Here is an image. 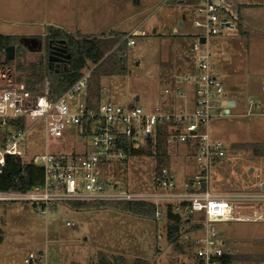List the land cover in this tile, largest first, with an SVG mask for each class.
Returning a JSON list of instances; mask_svg holds the SVG:
<instances>
[{"label":"rangeland","instance_id":"obj_1","mask_svg":"<svg viewBox=\"0 0 264 264\" xmlns=\"http://www.w3.org/2000/svg\"><path fill=\"white\" fill-rule=\"evenodd\" d=\"M182 1L0 0V35L24 37L34 48L49 28L79 37L119 38L116 46L107 51L106 58L122 57L126 74L102 76L98 85L101 99L109 98L124 108H178L184 102L175 99V92L179 88L184 91L187 75L196 72L193 48L201 33L193 26L195 6ZM133 31H145L146 35L135 37L134 46L119 48L123 35ZM209 47L214 74L223 81L226 90L221 101L227 99L228 90L235 84L249 94L236 99L237 104L231 109L234 116L216 118L209 124L211 138L223 142L228 152H232L233 145H264V117H245L250 99L264 101V77L259 71L254 73L246 57L247 41L239 24L235 30H223L218 37H211ZM20 51L14 65L20 63L25 68L44 57L27 47ZM167 90L169 94L165 93ZM79 100L70 104L71 112L77 110ZM48 144L49 151L57 154L83 149L74 135L52 138ZM45 145L41 124L27 138L23 149L26 154H40L46 152ZM151 151L155 153L154 149ZM145 152L126 155L124 161L103 166V178L119 182L130 192L154 190L158 161L155 155ZM168 152L167 166L172 168L180 185L185 178L188 151L183 145H171ZM228 160L224 173L214 169L213 176L221 182V186L214 188L255 191L264 185V156L244 150L235 151ZM240 215L263 218L220 223L217 227L224 234L226 247L234 253V264H262L264 203H251L243 207ZM0 228L3 231L0 264H20L30 253H43L47 264H92L99 262L100 255L110 261L123 258L126 264L138 260L169 264L175 256L167 241L166 219H147L112 208L78 209L58 204L43 215L40 206L30 203H0Z\"/></svg>","mask_w":264,"mask_h":264},{"label":"built area","instance_id":"obj_2","mask_svg":"<svg viewBox=\"0 0 264 264\" xmlns=\"http://www.w3.org/2000/svg\"><path fill=\"white\" fill-rule=\"evenodd\" d=\"M197 1L193 26L201 33L193 48L196 72L187 75L184 91L179 88L175 92V99L184 102L183 107L124 108L109 98L101 99L97 108L90 107L87 91L96 68L92 63L62 92L54 89L47 78L36 83L15 66L0 64V176L5 174L8 157L33 163L44 174L42 185L24 191L0 190V203L43 205V215L52 206L74 202L148 203L156 207L158 221L166 219L168 209L172 208L188 220L180 239L188 253L175 255L169 264H223L225 257L234 254L226 247L224 234L217 225L262 219L240 212L251 203H264V185L255 191L213 189L215 163L229 158L232 152L223 142L211 138L209 124L216 118L234 116L231 109L236 105L229 106L227 99L221 101L226 90L214 74L209 39L218 37L223 30H235L240 22L241 0ZM140 35L145 36L146 32L133 31L124 40L129 47L134 46V38ZM202 38L206 39L205 44L201 43ZM76 99H80L78 108L71 112L70 104ZM261 116L264 117V101L250 99L245 117ZM41 124L46 152L26 154L23 147L27 138ZM164 125H171L175 131L168 136V145H183L188 151L185 178L180 185L169 166L157 173L155 189L150 192H130L119 182L103 178V166L124 161L133 151H147L150 144L154 149ZM69 135H74L82 145L81 151H49L50 139ZM199 224L201 228L188 232ZM20 264H47L46 256L30 253Z\"/></svg>","mask_w":264,"mask_h":264},{"label":"trees","instance_id":"obj_3","mask_svg":"<svg viewBox=\"0 0 264 264\" xmlns=\"http://www.w3.org/2000/svg\"><path fill=\"white\" fill-rule=\"evenodd\" d=\"M190 5L197 4V0H185ZM128 34H124L126 37ZM122 38L119 44L121 46L126 45L127 41ZM40 39L50 40H63L65 45L70 48L71 55L69 57L70 64L66 71L62 73L51 72L48 67L47 56L42 57L39 63L30 64L25 68L22 64L14 65V61H9L7 59L6 50L11 47H16L17 57H20L21 48H25V42L27 41L24 37L19 36H5L0 35V64H6L10 66H15L17 71L24 75L27 79H34L36 83L43 81L44 79H49L51 81L52 87L58 92H62L71 85H73L81 76L82 71L88 66L89 63L96 65L93 71V77L90 81L89 88L87 91V99L90 107L97 108L101 101L99 80L102 76L110 75H125L126 67L123 64V58H117L116 56H109L106 58V53L111 48H114L119 42L118 39H107L104 36H88L79 37L72 35L62 29L49 28L44 36H40ZM118 48V49H119ZM29 70V71H28ZM24 71V72H23ZM23 72V73H22ZM97 88H94V86ZM175 132L171 125H164L160 128L156 144L154 147V152L151 151L152 144H150V149L145 153H149L152 156H156L158 161L157 173L161 168L169 165V145L167 143L168 136ZM252 152L258 156H264V145H233L232 153L242 152V151ZM140 154L138 151H133L129 155ZM229 158L217 161L215 163V172H223L225 165L229 163ZM167 163V164H166ZM44 181V174L41 168L37 167L33 163L23 162L21 159L15 157L7 158V167L5 174L0 176V190H28L34 186L42 185ZM221 182L216 181V176H213V189L215 191L226 192L230 190L222 189L218 190L214 188L215 186H221ZM74 208L78 209H88V208H112L122 212H128L132 215L155 219L156 207L148 203H126V202H112V203H87V202H74L70 203ZM38 205H35L37 207ZM41 208L44 206L41 205ZM56 207V206H52ZM167 241L173 247L175 255L187 254L188 252L180 245V239L182 237V231L188 225V220L184 219L178 213L174 212L172 208L168 209L167 215ZM194 226V225H193ZM202 224L190 227V230L199 229ZM3 243V231L0 228V245ZM235 257L233 255L225 257L223 264H234ZM98 264H126L123 258H116L115 261H110L106 256L100 255ZM135 264H149L147 261L138 260Z\"/></svg>","mask_w":264,"mask_h":264},{"label":"crops","instance_id":"obj_4","mask_svg":"<svg viewBox=\"0 0 264 264\" xmlns=\"http://www.w3.org/2000/svg\"><path fill=\"white\" fill-rule=\"evenodd\" d=\"M239 27L247 41L246 57H249L254 73L259 71V75L264 77V0H248L244 4L241 2ZM246 95L249 94L235 84L234 88L228 90L227 101L234 102L236 105V99Z\"/></svg>","mask_w":264,"mask_h":264},{"label":"flooded vegetation","instance_id":"obj_5","mask_svg":"<svg viewBox=\"0 0 264 264\" xmlns=\"http://www.w3.org/2000/svg\"><path fill=\"white\" fill-rule=\"evenodd\" d=\"M39 44L36 48L32 45L31 41H26L25 46L32 51L43 54L48 58V67L51 72L62 73L66 71L70 64V48L63 43V40H50L39 39Z\"/></svg>","mask_w":264,"mask_h":264},{"label":"water","instance_id":"obj_6","mask_svg":"<svg viewBox=\"0 0 264 264\" xmlns=\"http://www.w3.org/2000/svg\"><path fill=\"white\" fill-rule=\"evenodd\" d=\"M180 26H182V23H180ZM154 33H156V30H154ZM201 43L205 44L206 43V39L202 38L201 39ZM6 55H7V59L9 61H14L16 59V47L15 46H11L6 50ZM235 103L234 102H229V106H233ZM264 188V186H263Z\"/></svg>","mask_w":264,"mask_h":264}]
</instances>
